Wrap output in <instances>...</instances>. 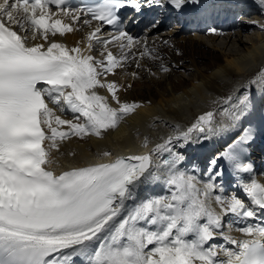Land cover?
<instances>
[{
    "label": "snow or ice",
    "instance_id": "1",
    "mask_svg": "<svg viewBox=\"0 0 264 264\" xmlns=\"http://www.w3.org/2000/svg\"><path fill=\"white\" fill-rule=\"evenodd\" d=\"M186 2L150 0L176 9ZM125 6L137 11L142 7L140 0H102L99 6L83 7H70L66 0H0V264H69L74 257L84 258L83 264H264V225L239 229L250 239L225 236L236 246L221 249L226 259L209 244L221 228V216L208 203L216 186L207 183L201 189L194 175L177 167L182 157L172 155L173 137L154 150L172 157L163 160L162 168L154 164L151 152L58 175L46 167L58 138L100 136L138 107L121 103L114 81L99 79L126 61L130 52L117 58L107 51L97 60L79 45L68 48L50 40L75 30L64 17L118 25V11ZM260 27L264 29V24ZM101 31L97 26L89 32V50L93 41L106 46L110 40H126L121 49L133 45L134 38L125 31L110 38H102ZM37 38L42 42L29 44ZM147 54L145 46L140 55ZM252 83L264 87V70ZM97 87H106L118 107H111ZM248 101V95L240 100L241 111ZM56 109L70 110L74 119H62ZM212 119V112L201 115L175 139L189 141L193 131L205 133V125L212 131ZM64 125L68 131L60 130ZM250 138L246 132L236 144ZM222 157L237 173L252 171L251 163L244 162L233 146ZM215 163L214 159L213 168ZM158 170L167 194L142 197V188L159 181ZM242 191L249 203L237 196L215 197L222 212L232 214L237 223L254 219L257 209L264 212V184L251 180ZM129 202L131 210L126 207Z\"/></svg>",
    "mask_w": 264,
    "mask_h": 264
},
{
    "label": "bare ground",
    "instance_id": "2",
    "mask_svg": "<svg viewBox=\"0 0 264 264\" xmlns=\"http://www.w3.org/2000/svg\"><path fill=\"white\" fill-rule=\"evenodd\" d=\"M223 4H226L231 9H244V11L254 9L258 15L264 9V4L261 3V0H195V2L190 0L185 11L197 13L199 20L198 29L202 32L207 27H216L219 32H222L218 35L216 33L207 34L209 41L215 43L219 35L229 34L223 37L226 41L222 42L224 47L228 46L227 39L229 40V38L233 37L236 38L233 40L234 43L238 42L239 44L240 40V43L245 45L242 53L235 52L233 47H229L227 52L216 54L213 49L205 47L204 37L207 36L191 37L186 35L179 40L176 39L175 34L164 35L160 40L154 35L149 36L144 45L140 42L141 44L138 43L136 47V52L140 55V53L145 51V46H147V55H140L139 58L128 62L122 61L120 67L115 68L114 76L107 75L108 73L102 75L103 78L108 80L107 83L114 81L118 85L117 95L121 103H135L138 107L127 113L128 115L124 117L119 125L117 124L118 126L114 130L106 132L103 137H97L94 134L81 136L69 134L66 138H58V148L51 150L49 155L51 162L46 167L49 170L52 169L55 174H61L64 171L78 167L110 162L119 157V154H139L147 151L151 152L154 164L161 163L163 166V159L169 157V155L167 152H155L156 146L163 142L158 141L157 144L152 146L154 140L165 137V131L175 125L185 126L188 124L191 127L193 120L198 115L216 106L217 98L224 96L231 89L238 91L247 78L252 75L257 76L264 69V32L255 30L257 34L254 38L246 35L244 36L246 38L245 41H241L239 37L242 34H247V30L250 32V24L245 27L236 21L230 22L225 19L221 21L219 17L217 18L218 24L215 25L214 15L211 17L207 16L206 22L200 21V13L203 9L208 7V13L210 11L215 12L216 7H222ZM62 19L72 24L75 30L63 35H56L54 39L65 44L68 48L79 45L84 54L95 56L99 43L93 41L92 48L89 50L87 37L89 32L97 27L96 24H84V18L82 17L77 22H73L66 17ZM242 30H244V33H242ZM169 33L171 32L168 31ZM164 40L167 41L166 44L161 43ZM40 42L42 41L39 38L35 41L29 40V44ZM248 42L250 43L249 46L245 44ZM93 44L95 45L93 46ZM170 44H173V48L176 51L179 49L181 53H175ZM112 50L116 52L117 56L123 54L121 49L113 48ZM190 67L195 70L192 77L174 80L175 70H184ZM160 68L169 70L166 71L165 81H156L151 78L144 79L145 76L147 77L146 71L154 73V71H159ZM133 73L140 75L141 78L135 79ZM97 92L99 95L108 98V103L111 107H118L115 101L111 99V93L108 92L107 88L104 92L100 89ZM50 107H53V105H50ZM56 114L60 115L62 119H74V114L70 110L61 111L56 109ZM246 123H249V120H246ZM60 130L68 131V126H60ZM257 131L259 132L260 130H255L256 134L258 133ZM199 134L200 132L193 131L190 135L198 137ZM150 137L152 141L149 140L151 139ZM47 143L46 141L45 147ZM255 143H257L256 139L251 138L250 144L255 145ZM253 150H256V155L252 156V169L255 168V171L260 170V174L255 181L264 184V146L261 149L253 148ZM105 152L110 153V155L105 156ZM194 176L196 181L199 182V175ZM165 186V180L154 182L153 185L142 188L140 195L142 197L166 195ZM235 192L236 196L243 202L249 203V198L244 197L241 194V190H236ZM126 207L131 210L133 205L129 202ZM216 209L218 215L222 217L224 213L220 207L216 206ZM258 211L264 220V212L259 209ZM124 214L126 215L127 213L125 212ZM233 218L236 220L234 216ZM222 225L223 222L221 223V228L216 230L214 239L220 236H228L231 233L230 229L226 228L223 230ZM235 238L241 239V236L235 233ZM212 243L213 240L209 241L211 246ZM225 247L236 250V246L231 245L229 241ZM218 256L220 259H226L223 251ZM83 262L84 258L74 257L69 264H83Z\"/></svg>",
    "mask_w": 264,
    "mask_h": 264
},
{
    "label": "rangeland",
    "instance_id": "3",
    "mask_svg": "<svg viewBox=\"0 0 264 264\" xmlns=\"http://www.w3.org/2000/svg\"><path fill=\"white\" fill-rule=\"evenodd\" d=\"M169 32H172V31H169ZM248 33L247 34H242V36L241 37H239V39H241V41H245V37L244 36H246V35H248V36H253V38L255 37V35L257 34V32L254 30V29H250V32L249 31H247ZM175 33V32H174ZM175 37H176V39L177 40H179L182 36H186V35H183V34H181V33H175V35H174ZM190 36V35H189ZM192 37V36H191ZM201 37V36H200ZM205 39V42H206V46L205 47H209L210 49H213V51H214V53H216V54H220V53H225V52H227L228 50H229V47H233V49H234V51L235 52H240V53H242L243 52V50H244V44H242V43H240V40H239V44H238V42H235L234 43V41L233 40H235L236 38H233V37H231V38H229V40L227 39V44H228V46H226V47H224V45H223V43L222 42H224L225 41V39L224 38H218V39H216V42L215 43H213V41H209V37L207 36V37H204ZM243 39V40H242ZM166 42L167 41H165V42H161V43H164V44H166ZM221 42V43H220ZM226 42V41H225ZM231 42H233V43H231ZM231 43V44H230ZM217 44H220V45H218L217 46ZM246 45L248 44V46H249V42L248 43H245ZM95 44H93V46H94ZM223 46V47H222ZM170 47H174L173 46V44H170ZM175 50V51H174ZM173 51L175 52V53H178V54H180L181 52H180V50L179 49H177V51H176V49L175 48H173ZM165 68H160V70L159 71H154V73L151 71V72H147L146 71V74H147V77L145 76V78L144 79H153V80H159V81H165V76H166V71L164 70ZM195 73V70H194V68H192V67H190V68H186V69H177V70H175V74H174V80H177V78H184V77H188V78H190V77H192L193 76V74ZM182 77H181V76ZM164 76V77H163ZM134 78L135 79H140L141 78V76L140 75H138V74H135L134 75ZM168 83V82H167ZM128 85V84H127ZM127 85H126V87H127ZM120 123V122H119ZM119 123H118V125H119ZM117 125V126H118ZM116 126V127H117ZM116 127H114L113 128V130L116 128ZM111 131V130H110ZM106 134V133H105ZM104 134V135H105ZM260 134V132H258L256 135H259ZM255 136V135H254ZM255 140V139H254ZM257 141V140H256Z\"/></svg>",
    "mask_w": 264,
    "mask_h": 264
}]
</instances>
